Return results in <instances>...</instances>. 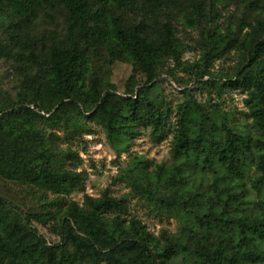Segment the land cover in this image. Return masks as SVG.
Listing matches in <instances>:
<instances>
[{"label": "trees", "instance_id": "obj_1", "mask_svg": "<svg viewBox=\"0 0 264 264\" xmlns=\"http://www.w3.org/2000/svg\"><path fill=\"white\" fill-rule=\"evenodd\" d=\"M138 1L152 14L173 2L0 0V16L31 22L42 11L58 9L67 25L66 41L50 45L38 71L25 78L24 95L0 104V179L57 198L83 189L87 171L63 168L62 153L51 147L45 131L37 126L40 121L66 129L92 121L111 139L145 125L157 139L163 137V113L147 93L163 74L169 75L160 72L166 60L182 65V43L170 22L126 24L114 10ZM208 1L228 0H188L189 9L183 13L188 26L201 28L200 70L194 81L215 85L213 62L237 50L242 62L222 85L246 90L256 136L237 134L225 123L207 128L201 106L184 89L188 98L182 106L174 156H184L198 170L212 169L213 195L205 197L185 188V171L179 165H157L146 172L139 160L137 172L129 176L132 191L168 211L193 213L197 227L189 226L184 236L161 243L140 220L111 215L125 211V200L104 191L97 197L85 193L81 202L70 199L49 211L57 240L48 242L29 224L30 219L23 225L0 196V264H166L179 252L189 255L193 264H264V21L246 24L249 28L240 38L232 25L221 29L207 18ZM102 49L110 62H128L132 73L140 74L144 81L135 85L133 93L119 94L93 68ZM251 166L257 174L250 178V186L258 200L250 207L236 185Z\"/></svg>", "mask_w": 264, "mask_h": 264}, {"label": "rangeland", "instance_id": "obj_2", "mask_svg": "<svg viewBox=\"0 0 264 264\" xmlns=\"http://www.w3.org/2000/svg\"><path fill=\"white\" fill-rule=\"evenodd\" d=\"M263 3V0H228L213 4L208 1L205 9L208 19H212L221 29L232 25L242 38L249 28L246 24L264 21V8L260 7ZM188 9V0H173L170 8L157 14L149 12L140 1L131 3L126 9L114 8L126 24L141 21L150 24L170 22L182 43V65L175 66L171 59L166 60L160 72L171 76L163 74L147 93L158 104L164 116L161 139H157L152 128L145 125L133 126L130 128L131 134L111 139L102 126L92 121L83 120V127L79 129H66L61 124L51 125L40 121L37 126L45 131L51 147L62 153L63 168L87 171L88 178L83 189H76L65 198H57L52 193H43L0 179V196L6 204L23 225L26 226L30 219L29 224L48 242L57 240L52 233L55 221L49 218V211L58 209L59 204L70 199L81 202L85 193L97 197L104 191L125 200V211L111 212V215L117 214L126 221L130 218L140 220L161 243L184 236L189 226L197 227L193 213L186 210L168 211L137 191H132L129 185V176L137 172L135 167L141 160L146 172L152 171L157 165H179L185 171V188L203 192L205 197L213 195L210 184L215 178V172L209 167L198 170L184 156H174L173 147L182 106L188 98L184 89L190 91L201 106L207 128L225 123L237 134L251 138L256 136L245 103L246 90L222 85L223 78L233 75L242 62V56L237 50L232 49L213 62L210 69L216 74L215 85L194 81L200 70L201 28L186 24L183 13ZM66 37V21L63 12L58 9L42 11L31 22L8 15L0 16V104L16 101L24 95L25 78L38 71L42 56L49 46L65 42ZM92 66L119 94L133 93L135 85L144 81L140 74L132 73L128 62H110L104 49L97 52ZM174 78L182 81L177 82ZM256 174L254 166H251L237 185L234 184L245 192L250 207L253 200H258V194L251 188L249 181ZM163 192L169 193L168 189H163ZM166 264H193V261L189 255L179 252L171 256Z\"/></svg>", "mask_w": 264, "mask_h": 264}]
</instances>
